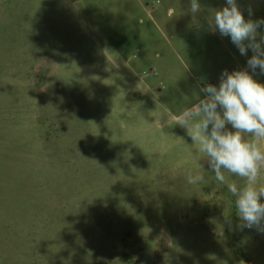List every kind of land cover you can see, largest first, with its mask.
<instances>
[{
    "label": "rangeland",
    "instance_id": "374dc122",
    "mask_svg": "<svg viewBox=\"0 0 264 264\" xmlns=\"http://www.w3.org/2000/svg\"><path fill=\"white\" fill-rule=\"evenodd\" d=\"M198 3L0 0V264H264L227 189L244 180L217 181L175 119L253 54L210 27L225 0Z\"/></svg>",
    "mask_w": 264,
    "mask_h": 264
},
{
    "label": "clouds",
    "instance_id": "9594fccd",
    "mask_svg": "<svg viewBox=\"0 0 264 264\" xmlns=\"http://www.w3.org/2000/svg\"><path fill=\"white\" fill-rule=\"evenodd\" d=\"M225 4L212 11L210 27L221 37H228L241 56H247L249 50L253 54L246 60V69L223 70L218 86H204L201 92L206 95L182 109L175 119L192 143L199 145L198 151L206 157L217 181L225 183V173L244 180L242 186L234 181L227 183L236 216L242 230L255 228L264 233V203L260 202L264 186L257 183L264 166V151L258 144L264 140V84L253 78L257 74L264 76V35L257 40V30L264 29V19L245 20L236 0H225ZM188 11L193 15L201 11L198 0H190ZM166 15L174 17L175 9L169 7ZM159 58L156 53L154 59ZM245 134L252 139H245ZM185 180L189 185H198L204 182V175L188 172Z\"/></svg>",
    "mask_w": 264,
    "mask_h": 264
}]
</instances>
